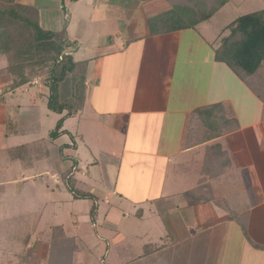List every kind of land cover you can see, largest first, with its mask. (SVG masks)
Instances as JSON below:
<instances>
[{"label": "crops", "instance_id": "1", "mask_svg": "<svg viewBox=\"0 0 264 264\" xmlns=\"http://www.w3.org/2000/svg\"><path fill=\"white\" fill-rule=\"evenodd\" d=\"M17 1L46 14L45 20L50 30L61 32L64 29L66 8L63 9L61 0ZM127 2L129 3L128 0ZM119 4L123 7L125 2L118 0L117 5ZM149 16L145 17L146 24ZM182 33L153 37L147 32L145 36L126 41L121 46L117 42L100 46L101 53L93 60L95 65L90 67L87 100L80 118L85 117L91 121L93 125L88 128L87 135L91 139L94 137L101 145L96 151L91 148L90 139H83L85 150L88 149L90 155L85 157L78 152L69 157L73 160L71 164L64 158L61 147L59 152L63 158L56 170L59 169L64 174H81L87 184L96 185L94 188L99 190L101 195L112 196L116 192L111 190L108 183V186L105 184L104 179L111 181L113 185L122 184V191H126L131 185H143L141 198L134 201L137 204L153 201L164 204L173 195H178L176 189L167 195V190L171 187L166 188V185H186L188 176L192 173H198V177L191 183V191H194V194L210 196L212 200L218 201L219 189L225 191L226 196L223 197L222 204L219 203V214H212L211 211L215 212V209L208 203H195L192 204L193 210L186 209L183 218L189 223L190 239L188 245L182 246L181 254L180 251L177 252V257L166 249L164 254L167 256L153 257L154 254L148 257L137 256L131 260L127 257L125 264H147L149 261L153 264H192L191 261L196 262L194 253H198L203 260L197 264H219L220 253L223 248L226 250V247L228 252L233 253L232 260L234 252L239 251L237 258L240 261L236 260L232 264H264V105L245 84H241L242 90L238 85L241 98L238 97L237 103L243 101L247 105L248 102L247 113L250 115L253 108L259 114L257 119L242 123L239 129L224 135L205 132L200 126L201 120L194 119L195 111L220 104L226 105L227 109H231L237 116L233 106L235 100L228 96L229 86L235 85L237 81L231 72L220 69L214 53L212 58H207L206 62L209 64V61L213 60V64L210 65V77L204 82L205 89L201 88L203 83L201 84L199 77L194 80L192 76L195 75L193 73H199L203 66L198 69L191 59L187 60L183 54L184 49L182 54H179L182 42H185L180 38ZM79 47L80 44L78 49ZM5 66L6 59L0 56V69ZM104 76L109 89L112 87L110 83L115 85L113 98L106 91L99 92ZM226 81L230 82L227 83L228 87ZM38 83L35 80L14 89L13 76L0 75V136L3 134V139L0 140V154L3 155L1 160L11 153L10 150H26L27 144L8 148L7 141L19 137H33L40 132V108L32 104L33 91L31 92V87H40ZM42 89L41 96L46 97L48 101V87ZM21 91L29 96L28 103L16 99L15 102L7 101L8 95L14 98ZM253 96L258 100L257 103H253ZM94 98L99 103L94 102ZM113 99L115 103L112 104ZM70 120L71 118L66 119L64 124H68ZM195 121L200 122H197L200 127L198 133L191 135L190 130ZM65 131L70 133V130ZM81 137L83 138L82 135ZM113 143L119 148L122 147L123 152L115 151ZM101 147L104 149H100ZM54 157L57 156L53 155ZM82 167H87V170ZM49 172L48 169L46 173ZM33 176L23 175L22 180L33 179ZM20 181H14L19 185L18 193L22 191ZM53 181L60 194L63 193L64 181L58 172L53 175ZM242 187L246 189L245 193L241 191ZM153 188L154 196L150 193ZM116 195L121 199L127 197L126 192H118ZM72 199L75 200L74 196ZM104 203L111 206L110 197L106 196ZM111 211L117 217L124 215L116 206H112ZM40 214L41 224L45 211L41 210L36 215ZM33 217V214L28 216L32 224L36 220H32ZM97 218L93 220L94 226ZM241 218L246 219V232L243 226L238 224ZM52 226L62 227L65 231L62 225H39L35 241L32 242L40 258L39 264H47V234ZM65 234L75 237L80 245V250L74 256L73 264H76V255L84 251L82 239L76 235H68L66 231ZM177 244L182 245L183 242L179 241ZM87 247L88 245H85V250ZM118 250L121 256L124 254L122 251L126 249L120 247ZM244 252L250 256L248 261L243 256ZM103 258L101 263L108 264V256ZM101 263L95 260V264Z\"/></svg>", "mask_w": 264, "mask_h": 264}, {"label": "rangeland", "instance_id": "2", "mask_svg": "<svg viewBox=\"0 0 264 264\" xmlns=\"http://www.w3.org/2000/svg\"><path fill=\"white\" fill-rule=\"evenodd\" d=\"M123 1L125 2L123 7L120 4L117 5L118 0H77L76 2H66L64 28L67 30L70 41L81 45L74 54L76 61H85L92 68L96 63L93 60L101 53L102 47L100 46L106 43L108 45L112 42H117L121 46L126 41L145 36L148 32L145 17L155 15L156 12L169 8L165 0H128L129 3L127 0ZM110 7L111 9H109ZM263 9L264 0H231L211 19L201 23L196 29L182 33L180 38L185 40V42H182L179 54H182L184 49L183 54H185L187 60L191 59L192 63L198 66V69L201 65L203 66V68H200L201 71L199 73L192 74L194 80L199 77L201 84L203 83L201 88L205 89L204 82H206L208 76L210 77V65L213 64V60L209 61L208 64L206 62L207 58H212L215 53L213 47L217 44L222 31L238 18ZM39 17L41 25L43 24L44 27L48 28L47 20H45L47 15L39 12ZM190 55H192V58H190ZM208 65L209 68H207ZM219 67L224 71H228V73L231 72L230 74L237 81L235 85L228 88V96L234 98L235 103L233 106L238 113L237 116L233 113V122L240 126L242 123L257 119L259 114L253 108L250 115L247 113L249 112L248 102L247 105L243 101L237 103L238 97H240L238 85H244L243 81L226 64L219 63ZM262 71L264 74V65ZM47 78V74L36 76L33 81L37 80L40 87H31V92L33 91L32 104L40 108V132L33 137L13 138L6 142L8 148L14 146L22 147L21 145L27 144L26 150L23 151L21 148L18 151L17 149L10 150L11 153L8 156L6 155L4 160H1L3 155L0 154V264H10L7 260L9 259L8 254H11L16 246L13 243L12 235L19 229V223L17 222L21 221L20 225L22 226L24 217H28L30 214L34 215L32 220H35L38 217L36 214L40 213L41 210L45 211V217L40 224L41 227H48L52 223L54 225H62L68 235H76L82 239L81 244H83L82 248L84 251L76 255V264H95V260L101 263V258L106 255L108 256V264H125L127 263V257L131 260L137 256L148 257L154 254L153 257L167 256V254H164L166 249L170 250L171 255L177 257V252L180 251L181 254L182 246L188 245L187 243L190 239L189 223L183 218L186 209L193 210L194 206L192 204L195 203H208L215 209V212L211 211V213L219 214V203L222 204L223 197L226 196L225 191L219 189L220 197H217L218 201L212 200L210 196L204 197L199 193L194 194V191H191L193 190V188L191 189L193 186L191 183L194 178L198 177V173H192L188 176L189 180L186 185H166V188L171 187L167 190V195H170L175 189L178 195H173L164 204L161 205L159 201L137 204L134 201L137 198H141L143 185H131L126 191H122V184L113 185L111 181L108 182L104 179L105 184L107 186L109 184L111 190L116 191L115 194L126 192L127 197L121 199L120 196H115V194L112 196L109 194L101 195L100 191L94 188L96 185L87 184L85 178H82L81 174L77 172L64 174L59 169L56 170L63 158L62 154L69 164L73 162L69 157L78 152L85 157L90 155L88 149L85 150L83 139H90L91 148L96 151L101 144L96 142L94 137L93 139L88 137V128L93 124L90 123L91 121L86 120L85 117L80 118L83 112L77 116H72L68 124L63 122L64 127L62 129L70 130V134H63L56 138L51 137V132L57 129L60 120L66 114L61 116L62 114L50 111L47 107L46 97L43 98L41 96L42 88L47 86ZM104 79L105 76L99 92L106 91L113 98L115 85L110 83L112 87L109 89ZM190 79L191 77L188 80L189 82ZM227 83L229 84L230 82L226 81ZM240 89L242 90V86ZM246 90L249 91L248 89ZM7 97L8 102H13L16 99L17 101L28 103L29 100V96L27 94L24 95L23 91L17 93L14 98L9 95ZM195 99L200 100L198 97H195ZM257 99L253 96V103H257L259 100ZM94 102L99 103L96 98H94ZM111 103H115L114 99L111 100ZM253 105L257 106V104ZM221 106H225L227 109L226 105ZM2 139L3 134L0 136V140ZM35 140L38 141L32 144L31 142ZM112 145L115 151L123 152L121 150L122 147L119 148L114 143ZM61 147L63 150L62 154L59 152ZM100 149H104V147ZM50 154L57 157L53 158V155L49 157ZM27 164H30V166H26ZM82 168L85 171L87 170V167ZM48 169L50 172L46 173ZM24 172L26 173L24 174ZM56 172L64 181L62 187L65 190L61 194L53 181V175ZM70 173L71 176L69 175ZM23 175H34V178L22 180ZM15 179L21 180V193H18L19 185L17 182L14 183ZM216 185L220 184L216 183ZM240 189L245 193L246 189L244 190L243 187ZM86 192L92 194L94 198L72 199L75 193L83 194ZM153 192L154 188L150 193L153 195ZM106 196L110 197L111 206L104 203ZM112 206L122 210L124 215L118 217L114 215L111 211ZM94 208L96 216L91 214ZM96 217H98V221H96L94 226L93 220ZM238 222L241 226L245 223L242 221ZM179 241L183 242V244H177ZM85 245H88L86 250ZM225 245L227 246V244ZM119 246L126 249L122 251L124 254L121 256L119 255ZM238 253L239 251L234 252L233 261L231 259L233 253L228 252L227 247L226 250L223 248L220 253L219 264H232L238 260ZM243 256L246 257V261L249 260V254L247 255L244 252ZM194 258L196 262L191 261L192 264L203 261L198 253H194ZM243 262H245L244 259ZM102 263L104 264V262ZM150 263L153 264L151 261L147 264Z\"/></svg>", "mask_w": 264, "mask_h": 264}, {"label": "trees", "instance_id": "3", "mask_svg": "<svg viewBox=\"0 0 264 264\" xmlns=\"http://www.w3.org/2000/svg\"><path fill=\"white\" fill-rule=\"evenodd\" d=\"M67 1L77 0H61L64 10ZM230 1L165 0L169 8L148 17V32L155 37L196 29ZM77 50V43L70 41L65 28L57 33L41 25L37 8L17 0H0V56L6 59L0 75H12L15 89L28 85L36 76L47 74L48 109L66 114L57 129L51 132L52 138L70 134L62 129L63 122L83 112L86 104L90 66L85 61H76L74 54ZM214 52L215 60L226 64L264 105V9L242 16L227 26L214 46ZM232 117L231 109L217 104L195 111L194 119L201 120L200 126L205 132L224 135L239 129ZM197 122L191 127V135L198 133L200 126L197 124L200 122ZM88 198L94 197L88 193L74 194V199ZM95 208L92 216H96ZM40 218L41 214L32 224L30 218L24 217L22 226L21 221L17 222L19 231L12 235L16 246L8 254V263L39 264L40 258L32 242ZM239 221L245 222L243 230L246 232V219ZM47 238V264H73L74 256L80 250L78 240L56 226L50 227Z\"/></svg>", "mask_w": 264, "mask_h": 264}]
</instances>
